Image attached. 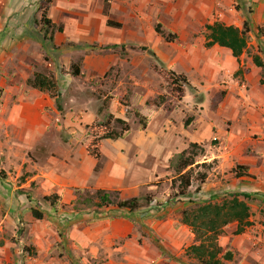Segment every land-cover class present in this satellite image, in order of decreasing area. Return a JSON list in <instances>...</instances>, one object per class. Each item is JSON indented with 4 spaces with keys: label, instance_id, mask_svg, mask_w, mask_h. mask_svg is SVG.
I'll list each match as a JSON object with an SVG mask.
<instances>
[{
    "label": "rangeland",
    "instance_id": "374dc122",
    "mask_svg": "<svg viewBox=\"0 0 264 264\" xmlns=\"http://www.w3.org/2000/svg\"><path fill=\"white\" fill-rule=\"evenodd\" d=\"M207 1L66 0L63 7L51 9L52 0L48 5L46 0H38L27 6L13 7L6 12L5 21L0 14V31H21L22 35L16 39L20 42L17 49L12 44L0 48V77L6 78L12 89L6 94L0 90V161L6 163L7 178L11 176L9 185L27 183V188L14 192L9 187V191L0 196V253L7 258L5 264H108L107 257L115 255L112 247L117 245L110 242L104 231L106 226L94 230L90 225L99 221L111 222L121 216L138 226V243L150 240L162 256L174 264L196 261L192 255H185L186 248L182 247L180 253V249L173 246L171 249L165 244L185 238L187 232H172L171 225L162 224L161 234H156L144 224L148 217L144 215V209L160 206L155 218L161 220L168 212H165L166 206L176 204L179 184L176 159L192 141L204 148V155L195 158L196 164L210 161L211 165L209 169L192 166L193 177L200 172H211L216 161L208 158L215 159L222 153L225 170L219 176L226 181L237 178L236 166L250 146L246 144L247 135L231 131L234 119L225 114L226 101L238 95L228 94L229 71L234 69L232 78L239 80L243 73L241 63L255 65L254 59L262 62L264 58L262 28L251 33L247 30L246 47L237 57H233L228 48L207 45L206 27L216 22L231 26L218 15L208 13L210 4ZM106 2L108 8H105ZM43 7H47L46 16L54 24L52 28H46L40 22ZM234 9L236 11L237 6ZM107 19L119 23L120 27L108 26ZM58 26L61 32L57 31ZM156 27L159 33L155 32ZM9 53L19 60L2 64V59ZM74 66L79 67L80 78L72 76ZM167 70L184 75L189 83L184 87L181 100L169 93V82L159 74ZM33 72L53 76L59 89L57 102L53 95H47L54 99L51 121L55 130L50 129L44 134L41 143H33L26 128L38 116L39 105L46 101V96L38 95L26 83ZM261 80L263 83L260 84L264 85V73ZM157 93L166 96V103L161 107L146 104ZM117 94L126 95L128 103L147 118L146 128L140 129L137 118L127 120L129 130L123 138L100 141L101 157L92 162L91 167L95 172L96 167L99 171L108 163V172L121 178L124 186L130 184L132 178L149 180L136 190V197L144 206L134 211L141 215L138 218L128 209H117L114 205L101 207L96 198L86 200L85 204L76 202L79 191H87L91 197L96 190L91 185L62 187L54 183L55 187H52L44 183L45 188L38 191L39 184L28 182L31 173L26 172L29 169L27 163H37L40 164L38 169L46 173L44 161L47 156L50 164L63 160L71 167L83 165L89 159L86 148L94 137L91 127L95 119L101 122L109 116L124 118V107L114 99ZM229 102L235 104L233 99ZM44 112H51V109L45 107ZM28 113L32 118L27 122L24 116ZM235 117L237 125L244 128L240 109ZM111 129L118 133L120 125L113 121ZM252 137L257 138L256 134ZM138 142H146L141 144L140 151L150 156L145 155L138 163V171L133 169L136 165L131 159L128 167H122L126 166L129 157L124 147ZM115 147L123 149L120 161L110 159L117 155ZM115 161L121 167L114 164ZM240 172L242 170H237ZM71 173L76 179L74 172ZM199 187L200 183L193 180L188 189L196 192ZM154 190L163 197L157 198L152 193ZM231 191L220 194L222 197L216 203L229 200L237 192ZM52 194L58 197L54 207L43 200ZM247 196L239 199L250 209L249 230L254 226L264 227V195L250 192ZM119 199L128 198L119 192ZM145 199L151 200L149 204H145ZM31 209L41 213L43 218L34 219ZM172 216H175L174 212ZM236 229V223L222 228L216 243L220 264H256L257 258L264 256V242L261 245L250 243L247 237L242 238L247 229L243 227L240 233H236ZM249 232L255 235L254 230ZM79 236H83L84 245L96 244L97 256L86 246L79 245L74 239ZM132 252L131 248L126 250L127 254ZM223 255H229V258L224 259ZM244 259L246 262L243 263Z\"/></svg>",
    "mask_w": 264,
    "mask_h": 264
},
{
    "label": "crops",
    "instance_id": "0c3cea01",
    "mask_svg": "<svg viewBox=\"0 0 264 264\" xmlns=\"http://www.w3.org/2000/svg\"><path fill=\"white\" fill-rule=\"evenodd\" d=\"M37 1L38 0H0V14L2 13L3 20L5 21L7 19V17L5 16L6 12H10L13 7H23ZM65 1L66 0H52L51 9L59 6L63 7V3H66ZM207 3L210 4V9L208 12L209 14L212 12L218 15L222 18L223 21L227 22L228 24H231V26L233 24L234 27L240 29V25L245 21L247 22V30L249 29L250 33L252 31L258 32V28H262L261 38L262 40H264V0H208ZM234 6H237L238 8L236 11L234 9ZM8 7L10 9H8ZM20 37H22L21 31H0V48H6L12 44L15 46L14 48L17 49L19 47L18 44H20V42L16 39H19ZM12 55L13 54L9 53L8 56L3 58L2 64H6L8 61L11 60H19L17 56L14 57ZM226 57L228 58L229 56ZM216 59L218 58L216 57ZM262 63L264 64V58L262 60ZM241 64L244 65V67L240 65V68H242L243 73L239 80L232 78V72L234 69H231V71H229L231 83L228 85V94L236 93L238 95H233V98H230V100L228 99L226 101V103L228 104L224 106V110L226 111V115L230 114L229 117L234 119V128H232L231 131L239 132L241 135H247L248 142L246 144L250 146V149L247 153H244L240 162L238 163V165L246 168V170H242V172H245L246 175L244 174L237 178H233L231 181H226L223 179V176H219V174H222L225 170V155L221 153L215 159L208 158V160L216 161V167L212 168V171L207 173L206 180L200 184V187L196 190V192L192 191L194 189H188V193L185 196L176 197V204L174 206L172 203L169 202L170 206H166L165 210V212L168 211L166 217L162 218L161 220H157L155 218L156 215H159L157 209L160 208V206H155L153 208L147 207L144 209V215L148 216L147 218H145L144 224H148L149 227L153 229L156 234H161L162 224L171 225L172 232H176L179 230L187 232L185 238L182 237L180 240H177L173 243H165L170 248L173 246V248L180 249V253L183 252L184 248H187L194 244V235L191 233L187 226L181 223L182 210L190 208L189 206L199 205L204 202L216 203L219 201L220 197H222V195L220 194H222L223 192L232 193L231 189H235L237 191L236 193L248 194L250 192H260L264 195V85L260 84L263 72L260 67L255 66L253 63L251 64L246 62L245 64ZM10 85L11 84H8L6 78L0 77V90L3 89L5 92H3V94L12 91ZM34 91L37 92L38 95L46 96V101L44 100L42 105H39L41 109L38 112V116L36 117L37 119L35 118L34 121L28 120L32 118L29 113L24 116V118L27 122L30 121L29 127L26 128H28L27 132L32 135V139L34 141L33 143H41L43 142L44 134L48 133L50 129L55 130L54 126H52L53 123L51 121V115L54 110V103L52 102V100L54 99H49L47 97L48 94H43L36 90ZM232 99L235 101L234 105H231V103L229 102L232 101ZM231 106L234 107L232 109H228ZM45 107L50 108L51 112H44ZM239 109L242 111L244 128H240L237 125V121H235V115L237 114ZM0 114H2V112H0ZM222 132L223 131H221V134ZM230 133L232 134V132ZM251 134H256L257 138H251V136H254ZM144 143L146 142H138L134 146L128 144V146L124 147V151L129 157L127 158L126 166L122 167H128L129 159H131L135 161L134 165H136L133 166V169H136V171L140 170L139 166H137L138 163L142 162L143 157L145 155H149L140 151L141 144L144 145ZM191 143L195 142L192 141ZM46 145L47 147H45V149L48 148V144ZM115 148L117 149V155L111 156L110 159L113 161H120V156L122 154L120 153V151L122 152L123 149H121V147ZM88 158L89 159H86L83 165L78 164L76 167H71L68 163H65L63 160H60L57 164H50L49 162H51V160L47 156L46 161H44V165H46L47 167V172L45 171L46 173H44L43 170L38 169L37 166H39L40 164L27 163V167L29 169H27L26 172L31 173L28 182L36 181V184H39L37 186L38 191L43 190L45 188V186L43 185L44 183L52 187H55V184H58L62 187L78 185L83 188L91 185L95 187V189L119 191L124 197L127 198L136 197V190L140 189L141 186L146 185L147 182H149V180L141 181L139 179L134 180L132 178V182L124 186L121 178L115 177L108 172V168H110V165H108V163H106V165L104 164L102 169L100 168L99 171L94 172L91 165L92 162H94L95 160L91 159L90 157ZM209 162L210 161H208L207 163ZM5 164L6 163L3 164L0 161V174L2 173V175H0V196L6 194V192L9 191V187L14 192L16 190H21L22 188H27V183H23L21 186L9 185L8 182L11 180V176L7 178L8 173L4 167ZM114 164L121 167V165L117 162ZM34 170L38 171L34 174ZM71 171L74 172V175L77 177L76 179L72 178ZM152 193L157 198H159V196L163 197V195L158 191L154 190L152 191ZM154 202H156V200H154ZM152 203L153 202H151L150 205H152ZM138 212H140V210ZM173 212L175 216H172V218L171 213ZM130 213H132L133 216H136L135 218L141 216L137 215V212ZM149 215H153V217ZM250 220L251 219H249V221ZM103 226H106L104 228V231L109 236L108 238L110 242L115 243L117 245L116 247H112V252H114L115 255L107 257L108 264H174L173 262H170L166 256H162L157 246L152 245L150 243V240H143L142 243H138V226H136L135 223L132 222L129 218L121 216L120 218L115 219L111 222L99 221L96 223H92L90 225V228L94 230H100ZM263 228L264 227L261 225L254 226L253 230L255 231V235H250L249 231L252 232L253 230H249L251 228L247 226L245 227V229L247 230L242 235V238L245 239L247 237L250 240V243L261 245L264 242ZM70 236L73 238V232H71ZM74 239L77 240L80 246H86L88 249H90L89 252H92V254L96 253V255L94 256H97V251H94L96 250L95 243H89L87 245H84L83 236H79L78 238L74 237ZM128 248H131L133 252L127 254L126 250ZM258 258L256 260V264H258V262L264 264V256H261L259 259ZM5 260H7L6 256L0 253V264H5ZM244 262H246V259L243 260V263Z\"/></svg>",
    "mask_w": 264,
    "mask_h": 264
},
{
    "label": "trees",
    "instance_id": "16d2710c",
    "mask_svg": "<svg viewBox=\"0 0 264 264\" xmlns=\"http://www.w3.org/2000/svg\"><path fill=\"white\" fill-rule=\"evenodd\" d=\"M50 0H46L48 5ZM105 8H108L106 2ZM47 7H43L40 22L46 28H52L54 24L46 16ZM107 11L105 15L107 16ZM106 24L108 26H113L119 28V23H113L107 19ZM208 34L206 35L207 45L217 44L220 47L228 48L231 51L233 57H237L241 54L243 49L246 47V34H247V22L242 23V28L239 29L234 26H225L221 23H213L211 26L206 27ZM57 31L61 32V27H57ZM155 32L159 33L158 27L155 28ZM256 66L261 67L264 73V64L258 59H254ZM72 69V76L80 78V70L78 66H74ZM165 80L169 82L170 94L175 95L178 100H181L184 92V87L189 86L184 75L176 74L172 70L159 72ZM263 83V80L260 81ZM27 85L32 89L43 93L53 95L55 101L57 102L59 98V89L53 76L46 75L40 72H33L32 78L27 80ZM114 99L116 102L124 107V118H115L109 116L104 121H99L97 118L91 127L92 133L94 135L90 144L87 146L86 151L88 156L95 161H98L101 157L100 153V141L105 139L117 140L123 138L124 134L128 132L129 127L127 125V120L132 118H137L141 130H145L147 125V118L137 111L133 106L128 103L127 97L124 94H117ZM166 103V96L158 94L153 98L149 99L146 104L155 107H161ZM120 125V131L114 133L111 129L112 122ZM204 155V148L197 143H190L188 148L182 150L176 159L175 172L179 180L176 192L178 196H185L187 194L188 188L191 186L193 180L203 183L207 178V172H200L193 177L192 166L201 165L206 167V169L211 168L209 163L196 164L195 158ZM235 176L239 177L246 175L245 172L237 173V170H246L245 167L237 165ZM98 171L96 167L95 172ZM80 196H78L76 202H81L85 204L86 200H91V198H96L99 201V206L106 207L114 205L117 209H128L130 212H134L142 207L137 197H131L128 199H119V191L116 190H104L96 189L91 193V197L88 195L87 191H79ZM247 198L245 193H236L230 196L229 200H223L221 203H210L204 202L199 205H194L193 207L186 208L181 211V223L187 226L191 233L194 235V244L187 247L185 255H192L195 258V262L192 264H220V259L218 258L219 249L216 245L218 237L221 234L222 228L230 223H236L237 229L236 233H240L243 227L249 225V214L250 209L247 203L240 200L239 197ZM45 201L49 202L50 206L54 207L58 197L56 194L44 197ZM145 204H149L151 200L145 199ZM31 215L34 219H42V214L35 209L30 210ZM223 258H229V255Z\"/></svg>",
    "mask_w": 264,
    "mask_h": 264
}]
</instances>
